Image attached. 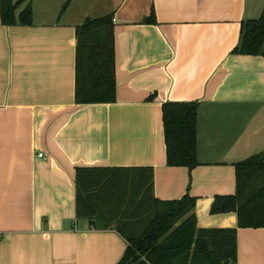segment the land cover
<instances>
[{
  "label": "crops",
  "instance_id": "obj_1",
  "mask_svg": "<svg viewBox=\"0 0 264 264\" xmlns=\"http://www.w3.org/2000/svg\"><path fill=\"white\" fill-rule=\"evenodd\" d=\"M66 2L30 0V26L0 23V264H117L120 235L75 219V170L135 167L152 168L155 199L193 198L199 229H236V264H264V229L210 214L235 194L234 165L264 152V57L232 53L264 0ZM106 15L116 101L76 105V28ZM165 103L198 105L191 171L166 166Z\"/></svg>",
  "mask_w": 264,
  "mask_h": 264
},
{
  "label": "trees",
  "instance_id": "obj_2",
  "mask_svg": "<svg viewBox=\"0 0 264 264\" xmlns=\"http://www.w3.org/2000/svg\"><path fill=\"white\" fill-rule=\"evenodd\" d=\"M29 1L0 0L1 25L30 26ZM148 19L155 24L152 11ZM232 53L264 57V7L258 19L241 24ZM114 70L112 15L86 19L76 28L75 104L115 103ZM197 109L196 103L162 105L166 166L191 171L199 165ZM234 168L235 194L215 197L210 214H235L237 229H264V152ZM75 187L76 221L86 220L91 230H113L125 241L117 264H236V229H199L195 200L187 195L176 201L155 199L150 167L77 168Z\"/></svg>",
  "mask_w": 264,
  "mask_h": 264
},
{
  "label": "built area",
  "instance_id": "obj_3",
  "mask_svg": "<svg viewBox=\"0 0 264 264\" xmlns=\"http://www.w3.org/2000/svg\"><path fill=\"white\" fill-rule=\"evenodd\" d=\"M112 22H114V21H112ZM38 157L39 158H44L42 154H39Z\"/></svg>",
  "mask_w": 264,
  "mask_h": 264
}]
</instances>
